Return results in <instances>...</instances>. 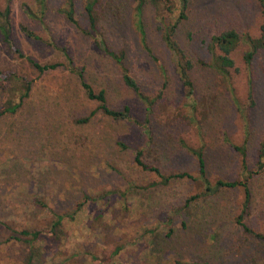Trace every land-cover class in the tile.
Listing matches in <instances>:
<instances>
[{
  "label": "rangeland",
  "instance_id": "1",
  "mask_svg": "<svg viewBox=\"0 0 264 264\" xmlns=\"http://www.w3.org/2000/svg\"><path fill=\"white\" fill-rule=\"evenodd\" d=\"M75 1L77 18L87 26V0ZM62 2L48 0L39 19L38 0H10L11 42L0 33V69L32 80L23 105L0 116V264H264V241L236 222L243 211L244 222L264 234V174L250 181L245 209L240 187H222L182 209L202 182L174 177L161 183L133 157V148L143 147V159L163 172L187 171L196 178L197 160L184 141L203 148L212 180L235 179L241 174L240 155L231 146L235 143L245 145L247 164L254 166L264 138V49L250 68L243 58L245 44L232 52L238 70L231 69L230 81L238 103L222 76L199 59L209 58L210 36L223 29L258 36L264 21L258 1L189 0V16L179 23L175 38L195 62L191 76L198 103L193 112L184 103L153 5L146 3L137 14L135 0L96 1L97 36L122 53L144 93L161 94L148 115V134L99 111L87 123L74 121L95 108L96 101L86 98L66 54L84 66L96 88L105 89L111 107L129 104L139 119L147 111L123 83L119 63L58 11ZM5 3L0 0L1 9ZM21 25L35 36L26 35ZM27 56L60 65L39 73ZM248 76L253 79L254 104L247 97ZM1 84L0 108L5 101ZM117 140L130 147L121 149ZM85 194L89 199L83 202ZM53 212L63 216L55 233L44 232L32 247L12 238L21 229L49 227Z\"/></svg>",
  "mask_w": 264,
  "mask_h": 264
},
{
  "label": "trees",
  "instance_id": "2",
  "mask_svg": "<svg viewBox=\"0 0 264 264\" xmlns=\"http://www.w3.org/2000/svg\"><path fill=\"white\" fill-rule=\"evenodd\" d=\"M48 0H38L40 6V14L36 15L39 19L46 14ZM97 0H87L84 4V10L87 16V26H82L77 18L76 11V1L75 0H63L62 5L58 8V11L63 15V17L76 29H78L83 34L89 35L97 41V44L102 47L121 67V78L123 83L134 91V93L141 99L142 102L146 104V115L144 119H139L135 117L131 111L129 104L122 105L121 108H114L108 104L107 95L104 88H96L86 77L84 66H77L73 63L70 56L66 54L68 59L69 69L72 73L77 76L80 86L84 90V94L87 99L96 101V107L91 109L87 114L80 115L74 118L76 123H87L94 115H97L98 111L101 114L108 116L115 120H123L139 126L143 131L148 134L149 132V117L148 115L152 112L153 104L161 96L158 93L156 96L147 95L144 93L137 81V79L129 73V70L125 67L123 63L122 53H116L111 50L103 39H100L98 35V17L95 12V3ZM136 1V12L141 14L142 8L146 3L153 5L155 12V19L158 23V28L161 30V37L172 54V60L175 68L177 77L181 83L184 94V103L189 106L191 112L195 110L198 103L194 98L195 86L194 81L191 76V71L194 68V60H192L184 48L175 38V33L179 23L188 18V8L189 0H135ZM262 8V14L264 17V0H257ZM28 10H30L28 8ZM11 4L10 0H6L5 6L0 8V33L3 40L7 43L11 42L12 34V22H11ZM22 31L30 36L34 37L35 33L30 30L27 26L21 25ZM241 43L246 45V49L243 53V58L245 63L251 66L253 57L259 53L260 50L264 49V21L260 25V34L258 36L251 35L249 32H240L235 28H227L219 31L218 33L211 35L210 39L206 45L209 54L208 59H199L200 63L207 65L214 69L218 74L222 76V79L226 82L227 86L230 88L232 98L238 103V99L234 97L233 88L231 86L230 75L231 69L237 71L238 67L235 65L234 58L232 57L233 50ZM23 55L22 53H20ZM25 59L36 68L39 73H43L49 69L55 68L60 63H40L30 56L25 57ZM161 72L165 74V68L160 66ZM165 79V75H163ZM0 80L4 84L2 85L5 91V101L3 106L0 108V116L6 113H15L19 107L24 103V99L29 96L32 80L28 78L25 74H19L10 68L0 69ZM3 85H5L3 87ZM165 85V81L163 82ZM248 92L247 97L250 104L255 103L254 93H253V79L248 76L247 79ZM191 114V113H190ZM192 118L194 115L192 114ZM200 128L201 123L197 122ZM201 133V128H200ZM116 144L121 149H128L130 146L121 141L117 140ZM182 144L186 147L188 151L195 156L197 160L198 175L195 178L191 173L187 171H175V172H163L159 166L148 163L143 159V147L133 148L134 150V161L136 164L149 171H154L159 177L160 182L167 184L174 177H188L192 179H199L202 183V188L198 192L189 195L185 198L182 203L181 208L188 206L191 201L193 202L200 196H205L217 192L222 187H240L243 190V205L244 209L248 206L251 199V189L250 181L256 175L264 174V138L260 141L257 152H256V162L254 166L250 167L247 164L246 158V147L244 144L231 143V146L238 151L241 161V174L239 178L235 179H224L215 178L212 180L207 175L206 160L204 157V152L202 147H190L187 142L182 141ZM89 199V194H85L83 197V202ZM39 205L48 208L47 203L42 199L35 200ZM82 203H79L80 207ZM50 209V208H48ZM54 219L49 227H38L34 229H21L18 233L12 235L14 239H23L30 247L35 245V241L44 232L55 233L56 228L60 225L63 216L59 213H54ZM244 212L241 211L236 216V222L241 225L246 231L255 234L259 239L264 241V234L260 232L253 231L244 222ZM182 223H184L182 221ZM171 231V228L169 229ZM119 248L115 249L111 256L118 252Z\"/></svg>",
  "mask_w": 264,
  "mask_h": 264
}]
</instances>
